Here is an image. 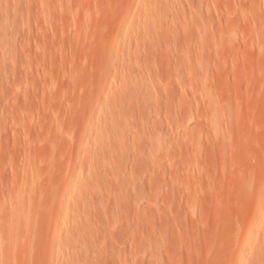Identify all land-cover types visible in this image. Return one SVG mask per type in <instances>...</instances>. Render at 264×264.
<instances>
[{
    "label": "rangeland",
    "instance_id": "1",
    "mask_svg": "<svg viewBox=\"0 0 264 264\" xmlns=\"http://www.w3.org/2000/svg\"><path fill=\"white\" fill-rule=\"evenodd\" d=\"M112 129L128 156L103 141ZM109 152L117 173L93 160ZM75 171L92 200L59 199ZM92 211L121 228L66 229ZM13 245L28 250L0 264H253L264 0H0V249Z\"/></svg>",
    "mask_w": 264,
    "mask_h": 264
},
{
    "label": "bare ground",
    "instance_id": "2",
    "mask_svg": "<svg viewBox=\"0 0 264 264\" xmlns=\"http://www.w3.org/2000/svg\"><path fill=\"white\" fill-rule=\"evenodd\" d=\"M135 97H137V96H135ZM135 97H132L131 99H135ZM93 99H94V98H93ZM95 99H96V97H95ZM135 100H136V99H135ZM101 104H102V102L100 103V101H99V97H98L97 100L93 101V103H92V108H93L92 111H93V115H94V114H98V111H99V108L101 107ZM106 105H107V104H106ZM102 106H103V109H104V104H103ZM87 107H88V106H87ZM87 107H86V108H87ZM110 107H111V106H110ZM121 107H122V105H121L120 103H116L115 106L113 105V107H111V108H112L111 110L114 109V111L117 112V111H120ZM90 108H91V107H89V109H90ZM97 109H98V110H97ZM107 109H108V108H107ZM107 109H106V110H107ZM108 110H109V109H108ZM108 110H107V111H108ZM94 111H96V113H95ZM100 112H101V111H100ZM102 112H104V110H103ZM87 113H88V112H87ZM100 114H101V113H100ZM137 117H138V116H137ZM137 117H136V120H134L135 122L138 121L137 119L140 118V114H139V118H137ZM142 117H143V115H142ZM139 120L141 121V119H139ZM140 121H138V123H137V124L135 123L134 125H135L136 127H137L138 125L140 126V125H141V123L139 124ZM139 126H138L137 128H140ZM141 126H142V125H141ZM141 128H143V126H142ZM141 128H140V129H141ZM114 129H115V128H114ZM114 129H112V131H113V132L116 131L117 134H115L116 132H115V133H113V132H111V133H110V132L107 133V132L104 130V133H103V134H104V135H103V141H104V140H107L108 142H111V141H112V145H113V147H114V146L117 147V146H120V145H121V146H120V148H122L121 151L124 152V150H125V152L128 153L126 150H129V148L131 147V145H129V147L127 146V147H128V149H127L125 143H127L128 141H127V142H123V140L126 141L125 138L128 136L129 133H127V131H126V134H127V136H126L125 131H124V132H122L123 134L121 135V134H120V133H121V132H120L121 130L118 131L117 129H116V130H114ZM133 129H134V127H133ZM110 130H111V129H110ZM138 130H139V129H138ZM91 131H92V130H91ZM136 131H137V130H136V128H135V133H134V134H136V135L138 136V132H139V133H141V132H140V130H139L138 132H136ZM141 131H142V129H141ZM119 132H120V133H119ZM128 132H130V131H128ZM142 132H143V131H142ZM85 133H86V132H85ZM87 134H88V132H87ZM124 134H125V138L123 137ZM141 134H142V133H141ZM141 134H140V135H141ZM85 135H86V134H85ZM120 135L122 136L121 139H120V137H119ZM140 135H139V136H140ZM85 137H86V136H84V138H85ZM87 137H88V136H87ZM115 137H117V138L114 139ZM141 137H143V136H141ZM90 138H92V137H90ZM118 138H119L120 140H119ZM138 138H139V137H138ZM86 139H87V138H86ZM141 139H142V138H141ZM85 141H86V140H85ZM89 141H90V140H89ZM137 141H138V139H137ZM135 143H136V144H135ZM139 143H140V144H138V145H140V148L142 149V147H143V146H142V145H143V144H142V143H143V139H142V142H141V140H140ZM134 144H135V145H134ZM138 145H137V142H136V141H135L134 143H132V146L135 147V148L131 149V150H133V154L131 153L133 156H136L135 154H138V153H140V152L143 153V151H142L143 149H142V150H141L140 148L138 149ZM114 148H115V147H114ZM136 148H137L138 150H136ZM131 150H130V151H131ZM135 150H136V151H135ZM130 151H129V152H130ZM134 151H135V153H134ZM137 151H139V152H137ZM79 152H80V151H79ZM84 152H85V153H84ZM84 152L82 151L81 153H83L84 155H83V154H81V155H83L84 157H86L85 154H87L86 152L89 153V151H84ZM125 152H124V153H125ZM131 152H132V151H131ZM136 152H137V153H136ZM109 153H110V152H109ZM109 153H108V156H107V154H105L106 157H104V155H101L103 158L100 157V156H99L100 158H98V156H96L98 159H97V158L95 159V157H94L93 160H95V161L97 160L96 162L99 163L98 165H101L103 169H104V167H107V168H105V169H106V172L111 171V170L108 171V168H109V169H112V168H113V170H115V172L118 171L120 168L122 169V163H121V165H120V166H121L120 168L118 167L119 165L117 166L116 163H115L116 161H120V159L117 160V158H120V157H118V156L115 157V156H113L112 153H110V155H109ZM91 154H92V153L90 152L89 155H91ZM77 155H78V154H77ZM89 155L87 154V157H89ZM111 155H112V156H111ZM122 155H123V153H122ZM124 155H125V154H124ZM126 155L128 156L129 153L126 154ZM126 155H125V156H126ZM77 157L79 158V156H77ZM114 157H115V158H114ZM118 163H119V162H118ZM136 163H137V162H136ZM74 164H76V162H75ZM114 164H115V165H114ZM112 165H114V166L112 167ZM133 165H134V163H133ZM133 165H131V166H132L131 168H133ZM73 166H74V165H73ZM73 166H72V168H73ZM115 166H116V167H115ZM111 167H112V168H111ZM115 168H116V169H115ZM118 168H119V169H118ZM105 169H104V171H105ZM117 169H118V170H117ZM113 172H114V171H113ZM115 172H114V174H115ZM118 172H119V171H118ZM109 173H110V172H109ZM116 173H117V172H116ZM77 176H79V173H77V171H75V172H71V173H69V174L65 177V180L67 181V183H66V186H65V187H63V186L61 187V192H59V194H60V195H59V199H63V198H65V197L69 196V197H71V201L76 202V201H77L79 198H81L82 196L85 198V195H83V194L85 193V191H83V192H84L83 194L80 193L81 191H80V192H77V189H78V188H77V185H76L77 178H78ZM110 176H111V175H110ZM110 178H111V177H110ZM111 181H112V180H111ZM115 181H116V180H115ZM105 183H106V182L102 183V185L105 186V185H104ZM109 183H110V182L107 183V184H108V187H109V185H111V184H109ZM112 183H113V182H112ZM115 183H116L115 186H116V185L120 186V184H121V183H117V181H116ZM107 184H106V186H107ZM75 185H76V187H75ZM113 186H114V185H113ZM115 186H114V187H115ZM111 187H112V185H111ZM114 187H113V188H114ZM100 188H101V186H100ZM102 188H103V187H102ZM105 188H107V187H105ZM118 188H120V187H118ZM118 188H116V189H118ZM112 190H113V189H112ZM100 191L102 192V189L99 190V193H100ZM105 191H106V190H105ZM107 192H108V191H107ZM22 193H24V192H22ZM86 193H87V190H86ZM86 193H85V194H86ZM89 193H90V195H91L92 193L94 194V192H89ZM89 193L86 194V197H88ZM95 197H96V194H95V195H92V197H90V198L88 197V198L92 200V198H95ZM85 199H86V198H85ZM89 199H88V201H89ZM91 200H90V201H91ZM61 202H62V201H61ZM61 202H60V203H61ZM112 206H113V205H112ZM26 207H27V206H26ZM29 208H31V207L28 206V209H29ZM24 209H25V208H24ZM26 209H27V208H26ZM26 211H27L28 213H29V211L32 212L30 209H29V210H26ZM94 212H95V211H92V212H90V213L93 214ZM90 213L88 212L87 215L90 214ZM95 213H97V214H95ZM95 213H94L95 215H98V212H95ZM111 213H112V212H111ZM7 214H8V213H7ZM94 214L92 215V217H94V218H92L90 215L87 216V215L85 214V216H83V217L81 216V217H77V218H74V219H71V220L67 221V222L65 223V224L67 225V228H66V229H68V230H70V231H73V229H74L76 226L78 227V226L82 225L83 223H84L83 226H84V225H85V226H86V225L88 226V225L92 224L93 227H95V228H93V227L90 225V227H89V229H88V227L86 226V227H87V230H89V231L92 230V232H89L90 234L86 233L87 236H86L85 233H84L85 237H87L90 241H92V240L90 239V238H92V236H90V235H92V233L94 234L95 231L97 232V230H93V229H98L99 226H100L104 221H105L106 223H103V225L106 224V226H104V227H105V229L107 228L108 230H110V227H111V226L116 225V224H114V222L118 224L119 221H120V220H119V219H120L119 217H118V218L116 217L117 219H114L115 217H114V218H112V217H111V218H108V216L106 215L107 217L105 216V217H106V218H105V217H104V214H103V217L100 216V214H99L98 216H95ZM113 214H114V213H112V216H116V214H114V215H113ZM101 215H102V214H101ZM5 217H6V216H4V218H5ZM95 218H97V219H95ZM99 218H101V220H102V218H103V219L105 218V220L101 223V221H97ZM107 218H108V220H106ZM112 219H113V220H112ZM110 220L112 221L111 223H113V225H111L110 222H109L110 224L107 223V221H110ZM96 221L99 222L100 224L98 225V223H97ZM113 221H114V222H113ZM93 223H97V224L95 225V224H93ZM78 224H79V225H78ZM108 224H109L110 226H109ZM120 224H121V222L118 224V225H119V229L121 228V227H120ZM66 225H65V226H66ZM94 225H95V226H94ZM97 225H98V226H97ZM103 225H102V228H103ZM107 225L109 226V228L107 227ZM118 225H116V227H112V228H117ZM83 226H81V227H83ZM96 226H97L98 228H97ZM77 227H76V228H77ZM22 228H23V227H22ZM22 228H21V229H20V228H19V229H15V228H13V229H7V230H10V231H8V233H6V234H8L10 237H13L14 239H15V238H18V237H21V236H23V235H26L27 232H28L27 229H26L25 227H24L23 229H22ZM76 228H75V229H76ZM78 228H79V227H78ZM91 228H92V229H91ZM100 228H101V227H100ZM75 229H74V230H75ZM107 229H106V230H107ZM7 230H6V231H7ZM87 230H86V232H88ZM104 232H105V233H104V235H105L107 231H104ZM251 234H252V231H251V229H250L249 232L247 233L246 240H248V239L250 238ZM8 235H7V236H8ZM88 235H89L90 238L88 237ZM106 235H107V234H106ZM108 235H109V233H108ZM77 236H78V235H77ZM93 237H94V236H93ZM102 237H103V236H102ZM103 238H104V237H103ZM92 239H93V238H92ZM92 242H94V240H93ZM92 242H91V243H92ZM96 243H97V241H96ZM96 243H95V244H96ZM262 245H263V244H262ZM91 246H92V247H93V246L95 247L94 243H92L91 245L89 244L88 246H86V248L88 247V251H87V250H85V251H86V252H89L90 250L93 251L92 249H94V247L92 248ZM24 247H25V248H24ZM4 248L7 249L8 247H4ZM4 248L0 249V255H1V256H0L1 259H0V260H4V259H5V260H6V259H7V260H8V259L10 260L11 257H12V258H11V260H12V259L15 257L14 255H15L16 253H17V254H22V253H24V250H26V251L28 250V248H27L26 246H23V245H13L12 247L8 248L7 250H3ZM53 248H54V247H53ZM53 248H52V249L50 248V251L53 252V250H54ZM86 248H85V249H86ZM91 248H92V249H91ZM260 248H261V246H260ZM44 249H45V250H44ZM48 249H49L48 247H47V248H44V247L42 248V250H44V251L47 250V251L49 252ZM56 249H57V248H56ZM56 249H55V250H56ZM1 250H2V251H1ZM59 250H60V249H59ZM59 250H57V251H59ZM18 251H21V253H18ZM57 251H55V252H57ZM260 251H261V252H258L259 256H256V258H253L254 260L256 259V262H257L258 257L260 258V257L264 254V253H263L264 249H263V250L261 249ZM60 252H61V251H59L58 253H60ZM43 253H44V252H43ZM262 253H263V254H262ZM60 254H61V253H60ZM260 254H261V255H260ZM262 257H263V256H262ZM262 257H261V258H262ZM261 258H260V261H259V262H261V260L264 259V258H263V259H261ZM7 260H6V262H7ZM254 260H253V264H254V262H255ZM251 262H252V261H251ZM235 263H236V262H235ZM263 263H264V261H263ZM232 264H233V263H232ZM256 264H260V263H256Z\"/></svg>",
    "mask_w": 264,
    "mask_h": 264
}]
</instances>
